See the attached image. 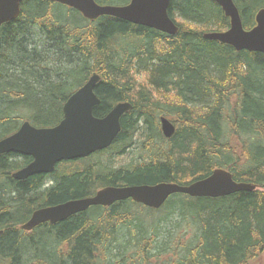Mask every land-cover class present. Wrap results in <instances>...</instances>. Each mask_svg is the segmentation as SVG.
Listing matches in <instances>:
<instances>
[{"label": "trees", "instance_id": "trees-1", "mask_svg": "<svg viewBox=\"0 0 264 264\" xmlns=\"http://www.w3.org/2000/svg\"><path fill=\"white\" fill-rule=\"evenodd\" d=\"M234 2L244 28H254L264 0ZM169 14L176 36L25 0L20 17L2 26L0 141L25 121L59 125L66 101L94 74L101 78L96 117L119 103L133 110L110 148L62 162L53 174L18 182L12 174L31 158L0 157V264H264V55L204 38L230 28L212 0H171ZM162 116L177 126L171 139ZM137 151V161L118 164ZM218 168L258 189L221 198L177 194L159 210L127 200L31 234L20 229L38 209L105 187L187 186Z\"/></svg>", "mask_w": 264, "mask_h": 264}, {"label": "water", "instance_id": "water-1", "mask_svg": "<svg viewBox=\"0 0 264 264\" xmlns=\"http://www.w3.org/2000/svg\"><path fill=\"white\" fill-rule=\"evenodd\" d=\"M25 0H0V30L3 25L17 20ZM74 9L95 22L102 17H112L137 26L147 27L176 36L179 26L169 14L171 0H131L128 5H100L95 0H48ZM230 19V28L225 32H210L204 38L233 47L237 52L247 51L264 55V9L256 15V26L244 28L240 10L234 0H212ZM101 82L94 74L89 81L66 101L63 120L52 128H36L29 121L10 137L0 141V157L15 154L32 159L22 170L13 174L17 181H26L36 175L55 173L56 167L66 161L86 159L97 152L110 148L122 131L123 117L133 110L130 103H119L103 118L95 116L101 105L96 89ZM162 132L171 139L176 127L162 117ZM257 186L238 183L225 169H216L200 181L187 186L176 183L105 187L94 196L36 210L31 219L22 226L32 232L41 225H57L88 211L91 207H111L116 203L132 200L148 208L161 209L171 196L188 195L192 198H221L236 193L252 192Z\"/></svg>", "mask_w": 264, "mask_h": 264}, {"label": "rangeland", "instance_id": "rangeland-1", "mask_svg": "<svg viewBox=\"0 0 264 264\" xmlns=\"http://www.w3.org/2000/svg\"><path fill=\"white\" fill-rule=\"evenodd\" d=\"M139 158H140V153H138V151H137L134 155L133 154L131 155V153H129L126 157L125 156L124 157H118L117 161H118V164L120 165V164H124V163H129L132 160L137 161ZM18 161H20V160H18ZM167 237H168L167 235H162L161 239L164 241L167 239Z\"/></svg>", "mask_w": 264, "mask_h": 264}, {"label": "flooded vegetation", "instance_id": "flooded-vegetation-1", "mask_svg": "<svg viewBox=\"0 0 264 264\" xmlns=\"http://www.w3.org/2000/svg\"><path fill=\"white\" fill-rule=\"evenodd\" d=\"M21 227V226H20Z\"/></svg>", "mask_w": 264, "mask_h": 264}]
</instances>
